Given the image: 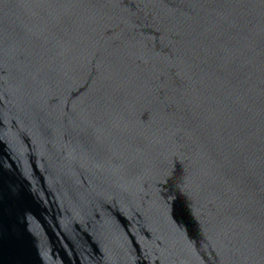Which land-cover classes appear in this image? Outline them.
Instances as JSON below:
<instances>
[{
  "label": "water",
  "instance_id": "95a60500",
  "mask_svg": "<svg viewBox=\"0 0 264 264\" xmlns=\"http://www.w3.org/2000/svg\"><path fill=\"white\" fill-rule=\"evenodd\" d=\"M0 264H264V0H0Z\"/></svg>",
  "mask_w": 264,
  "mask_h": 264
}]
</instances>
